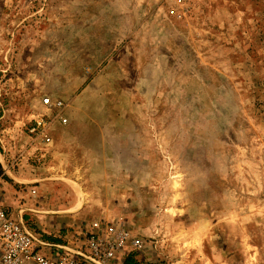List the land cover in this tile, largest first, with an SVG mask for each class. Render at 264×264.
Segmentation results:
<instances>
[{
	"label": "rangeland",
	"instance_id": "374dc122",
	"mask_svg": "<svg viewBox=\"0 0 264 264\" xmlns=\"http://www.w3.org/2000/svg\"><path fill=\"white\" fill-rule=\"evenodd\" d=\"M39 196L139 264H264V0H0V206Z\"/></svg>",
	"mask_w": 264,
	"mask_h": 264
},
{
	"label": "built area",
	"instance_id": "2783aa9c",
	"mask_svg": "<svg viewBox=\"0 0 264 264\" xmlns=\"http://www.w3.org/2000/svg\"><path fill=\"white\" fill-rule=\"evenodd\" d=\"M44 105L64 107L62 102L49 99ZM59 121L67 122L63 117ZM47 128L43 119H36L28 134L47 145L51 142ZM30 194L34 196L35 191ZM76 233L78 237L71 235L62 244L51 243L24 220L21 212L14 215L0 206V264H122L127 254L138 253L144 246L125 228L99 221Z\"/></svg>",
	"mask_w": 264,
	"mask_h": 264
},
{
	"label": "crops",
	"instance_id": "0c3cea01",
	"mask_svg": "<svg viewBox=\"0 0 264 264\" xmlns=\"http://www.w3.org/2000/svg\"><path fill=\"white\" fill-rule=\"evenodd\" d=\"M33 198H35V196ZM10 203H13V202H10ZM43 203H45V202L41 201V197L39 196L38 201H35L34 205L32 206L33 209H30L29 207H28V209L20 207L19 206L20 203L17 204L16 208L13 207V209L11 208L13 205L12 206L9 205V207H8V205H7V207H2V205H1V207L4 210H6L8 212H11L14 215H16L18 212H21L23 217H24V220L26 222H28V223H29V221L27 220L26 216L29 213L32 214L33 217L35 218V220L38 222L37 225L39 224L38 225L39 229H36V230H38L40 233H42L44 239H46L47 241H49L51 243H54V244H62L66 240L68 241V239L71 238V237H69L71 235V233H70L71 231H74V230H78L79 231V230H81L80 227H72V226L68 227V226H65L63 223L58 224V220L60 221V219H59L60 216L58 217V219H55L56 217L55 218L52 217L54 215H49V213H57V211L56 212L53 211V210L50 211L49 209H46V210L44 209V211H41L40 210L41 209L40 206ZM64 216L65 215H61V218H62L63 221L65 220V219H63ZM43 219L52 220V221H50V225H48V227L46 226V228H49V226L50 227H56L57 229L55 231H53V232L57 233L56 236H53L52 238L51 237L49 238V237H46V235H44L46 231L44 230L45 228L42 227L43 223H41V221H43ZM43 226L45 227V225H43Z\"/></svg>",
	"mask_w": 264,
	"mask_h": 264
},
{
	"label": "trees",
	"instance_id": "16d2710c",
	"mask_svg": "<svg viewBox=\"0 0 264 264\" xmlns=\"http://www.w3.org/2000/svg\"><path fill=\"white\" fill-rule=\"evenodd\" d=\"M122 264H139V263L135 261V254L129 253L123 258Z\"/></svg>",
	"mask_w": 264,
	"mask_h": 264
}]
</instances>
